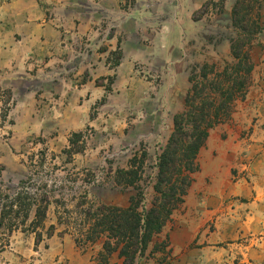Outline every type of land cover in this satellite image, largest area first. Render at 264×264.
<instances>
[{"label":"rangeland","instance_id":"rangeland-1","mask_svg":"<svg viewBox=\"0 0 264 264\" xmlns=\"http://www.w3.org/2000/svg\"><path fill=\"white\" fill-rule=\"evenodd\" d=\"M237 1L0 0V192L24 180L50 201L42 241L5 231L0 264H98L104 239L78 242L87 212L129 205L136 189L117 171L136 157L151 201L191 76L233 61ZM246 4L263 26L248 92L211 131L184 202L136 264H264V0ZM74 134L83 150L70 155Z\"/></svg>","mask_w":264,"mask_h":264},{"label":"trees","instance_id":"trees-1","mask_svg":"<svg viewBox=\"0 0 264 264\" xmlns=\"http://www.w3.org/2000/svg\"><path fill=\"white\" fill-rule=\"evenodd\" d=\"M246 1L238 0L232 13L236 29L230 39L233 61L227 62L222 71L204 64L198 75L191 76L193 86L185 108L174 116L173 131L155 164L157 173L151 201L147 202L146 193L139 187L145 160L136 157L129 168L117 171L118 184L136 189L129 205L100 204L87 212L80 231L84 237L78 242L96 243L104 239L98 264H109L114 254L122 260L121 264H136L143 257L176 208L184 202L193 174L198 170V155L211 131L231 120L236 103L246 96L255 69L254 38L263 30L261 15L257 13V19L251 18L248 13L251 8ZM106 87L110 89V85ZM80 136L74 134L71 139L70 155L83 150L77 147ZM26 183L21 181L20 189L14 193L0 192V238L5 231L12 233L22 227L24 231L37 230L36 241L40 243L43 239L40 229L45 227L50 201L38 190L28 191ZM33 209L34 220L26 227ZM55 229V225H51L47 236L53 235Z\"/></svg>","mask_w":264,"mask_h":264}]
</instances>
